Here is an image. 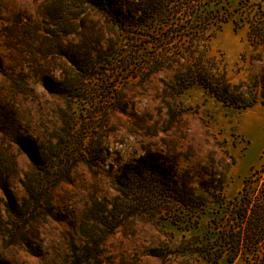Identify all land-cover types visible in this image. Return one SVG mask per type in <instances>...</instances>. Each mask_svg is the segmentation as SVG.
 <instances>
[{
	"label": "rangeland",
	"instance_id": "374dc122",
	"mask_svg": "<svg viewBox=\"0 0 264 264\" xmlns=\"http://www.w3.org/2000/svg\"><path fill=\"white\" fill-rule=\"evenodd\" d=\"M125 1L138 17L144 0ZM128 32L144 34L93 0H0V264H208L193 250L216 204L187 229L171 189L220 182L231 200L264 162V47L239 22L209 40L233 95L255 98L237 110L180 90L177 47L137 71L152 52L128 60Z\"/></svg>",
	"mask_w": 264,
	"mask_h": 264
},
{
	"label": "trees",
	"instance_id": "16d2710c",
	"mask_svg": "<svg viewBox=\"0 0 264 264\" xmlns=\"http://www.w3.org/2000/svg\"><path fill=\"white\" fill-rule=\"evenodd\" d=\"M93 7L103 12L120 31L144 33L128 32L132 48L128 60L136 61L138 53L152 52L147 62L137 67V71L154 64L160 66L158 61L173 54L172 48L177 47L180 54L174 57L186 62L183 68L175 70V80L186 83L183 88L180 86V90L198 85L225 107L237 110L249 108L255 103V98L246 101L240 94L233 95L236 87L220 76L219 69L207 52L214 32L229 21L236 28L238 22L246 26L247 42L251 47H264V10H261L260 4H253L250 0H144L139 6L138 17L122 14L123 8L133 7L125 0H107L105 3L93 0ZM260 83L264 87V76ZM11 132L6 133L15 139V134ZM221 184H202L200 196L174 186L171 197L175 206L186 209L185 213L190 214L184 222L175 221V225L178 223L187 229L197 227L198 215L210 204H216L193 252L208 264H218L221 259L233 263L237 258L245 262H264V162L244 180L240 191L231 200L221 198Z\"/></svg>",
	"mask_w": 264,
	"mask_h": 264
}]
</instances>
